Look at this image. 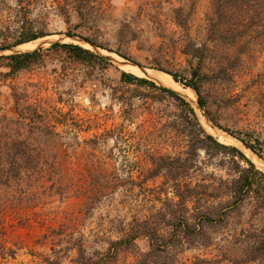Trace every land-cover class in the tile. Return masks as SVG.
Returning <instances> with one entry per match:
<instances>
[{"label":"rangeland","instance_id":"1","mask_svg":"<svg viewBox=\"0 0 264 264\" xmlns=\"http://www.w3.org/2000/svg\"><path fill=\"white\" fill-rule=\"evenodd\" d=\"M211 3L0 0V49L7 48L0 57L32 51L53 37L40 48V58L17 72L0 58V122L23 114L56 133L32 134L31 141L45 147L40 156L49 168L23 173L0 189V264H75L80 243L90 254L104 252L135 222L173 221L202 228L197 243L180 254L183 261L264 264V253L255 251L264 237V186L246 161L264 173V151L242 142L258 147L256 140L264 141V84L258 78L264 49L253 39L244 53L221 47L203 60L195 56V46L210 43ZM36 33L44 34L38 47L17 48ZM55 42L82 45L105 60L79 59L51 48ZM229 57L240 59L232 79L216 80L218 64ZM134 66L172 77L170 71L182 88L196 84L205 106L194 91V117L159 89L163 85L123 81L122 72L133 73ZM17 131L14 123L5 132L13 137ZM209 185L222 186L224 193L210 199ZM194 192L200 193L198 203L192 197L179 203L178 195ZM210 207L217 216L223 213L222 220L202 219ZM204 241L207 247L199 243ZM135 244L136 251L120 252L115 264H133L149 250L145 235Z\"/></svg>","mask_w":264,"mask_h":264},{"label":"trees","instance_id":"2","mask_svg":"<svg viewBox=\"0 0 264 264\" xmlns=\"http://www.w3.org/2000/svg\"><path fill=\"white\" fill-rule=\"evenodd\" d=\"M79 6L80 5H76L75 9L78 14L83 17L81 6ZM207 19L210 43L195 46L193 50L195 56H199L202 60L211 52L213 53L221 47L229 49L230 47H240L241 52L244 53L248 50L253 39L258 40L259 43L257 44L264 49V0H212L210 13ZM41 37H44L43 33L32 34L20 39L15 45L30 42ZM3 48H6V46ZM51 48H64L79 59L91 60L97 58L105 60L103 57L96 55L89 49H85L82 46L73 43H55ZM41 52V50H36L32 53L16 54L6 57L3 56L0 58L7 59L10 63L11 71L17 72L40 58ZM224 59L227 61L218 64L219 69L215 76L218 81L232 79L236 65L240 62V59L239 61L238 59L230 60V57ZM167 72L176 82H180L177 75L170 71ZM121 77L123 81L128 83L136 82L156 87L154 82L138 77L130 72L123 71ZM258 78L259 81H262L264 84V72L260 73ZM185 85L198 94V103L201 106H205L199 87L194 83H188ZM159 89L169 93L175 99L180 101L195 117L193 108L183 98L163 87H160ZM261 97V103L264 104V95ZM194 119L196 121V118ZM26 120L29 121L27 122ZM4 121V123L2 121L0 122V189L4 186H9L12 181L20 180L23 173L32 174L42 171L45 168H49L50 164L47 159L40 156V152L43 153L45 147L33 143L34 141H31L32 134L34 131L50 135L56 134L47 123L41 122L36 125L35 123H32V118L30 119V117L23 114L17 119H4ZM14 123L18 127V131L17 135L12 137L9 132L6 133L5 131ZM24 131L28 134L22 139L21 136ZM206 138L219 148L228 149L243 156L235 147L221 144L211 135H206ZM242 142L254 152H257V150L264 151V141H261L260 139L256 140L258 147L252 143H247L244 140H242ZM246 161L252 170L255 171V174L259 176L264 186V173L256 170L255 165L251 161ZM210 188L211 190L208 191V197L210 199H217L222 193H224L222 186L214 187L213 185H209L208 189ZM178 196L180 197L179 203L181 205H184V202L186 203L188 198L191 197L193 199L195 198V203L200 201V193L198 192L190 193L187 196ZM211 207L210 209H212ZM209 212L210 213H207V215L202 216V219L212 222L214 221V218H216V220L223 218V213L221 212L219 216H217V213L213 211V209L212 212ZM178 219L181 221L182 218ZM164 228H169L170 231H164ZM200 231H202V228L199 224L192 225L189 223H179V225H174V221L172 223L165 222L164 224L135 222L130 225L128 232H126L121 238L108 241V248L104 252L97 251L90 254L83 248L81 243L76 245L78 248V257L74 262L75 264H115L120 252L136 251L135 240L140 235H145L149 240V250L146 252H139L133 264H210L211 261H208L207 259L196 258L193 262H187L179 257L185 249L191 248L194 243H197L196 238L201 234ZM260 240H262L260 241L261 244L255 248V251L256 253L263 255L264 237ZM199 243L203 247H207L209 244L207 241ZM216 262L217 264H220V261Z\"/></svg>","mask_w":264,"mask_h":264},{"label":"bare ground","instance_id":"3","mask_svg":"<svg viewBox=\"0 0 264 264\" xmlns=\"http://www.w3.org/2000/svg\"><path fill=\"white\" fill-rule=\"evenodd\" d=\"M50 38L53 39V37H50ZM70 38L72 41H74L78 44L83 42L82 39H79L76 37H70ZM51 39L46 41L44 44H42L41 47L34 49L32 51H36L42 47L48 46L53 41V40L51 41ZM39 42H40V40H34L32 42H29V43L21 44L17 48L21 51H25L31 47H38L40 45ZM83 43H85V42H83ZM86 43L89 45L90 49H94V47L90 43H88V42H86ZM78 44H76V45H78ZM80 46H82V45H80ZM32 51H29V52H32ZM97 51H103V50L98 49ZM22 53H27V52H22ZM110 55H112V54H110ZM112 57H113V60L116 62L117 59L113 55H112ZM132 64H134V63H132ZM125 65H127V64H125ZM134 65H136V64H134ZM128 67H130V66H128ZM133 74L138 76V77L140 76V77L149 78L150 80H152L153 82H156L157 84H160V85H163L167 88H170V89H172V91L174 90V92L176 91V93L179 92L189 103L196 104V98H195L196 94H195L194 90H192L191 88L180 87L179 84L172 77H170L168 74H166L164 72L152 70V69H146V68L142 69V68H139V67L137 68L134 66Z\"/></svg>","mask_w":264,"mask_h":264},{"label":"water","instance_id":"4","mask_svg":"<svg viewBox=\"0 0 264 264\" xmlns=\"http://www.w3.org/2000/svg\"><path fill=\"white\" fill-rule=\"evenodd\" d=\"M71 37H74V36H71ZM85 41V40H84ZM86 42H88V41H86ZM55 43H57V42H55ZM55 43H52V44H55ZM88 43H90V42H88ZM91 44V43H90ZM93 47H94V49H97V47H95L93 44H91ZM5 50H7V48H3V49H0V51H5ZM38 50H40V49H38ZM90 50V49H89ZM32 52H34V51H32ZM32 52H27V53H32ZM15 54H24V53H22V52H16ZM135 64V63H134ZM137 65V64H136ZM163 87V86H162ZM163 88H165V89H168V90H171V89H169V88H166V87H163ZM172 91V90H171ZM173 93H175L176 95L178 94V93H176V92H174L173 91ZM178 96H180L179 94H178ZM181 97V96H180ZM181 98H183V97H181ZM185 99V98H184ZM186 100V99H185ZM187 101V100H186ZM188 102V101H187ZM189 103V102H188ZM197 103V102H196ZM199 104V103H198ZM222 132V131H221ZM224 133V132H223ZM224 134H226V133H224ZM226 135H228V134H226ZM228 136H230V137H232L233 138V136L230 134V135H228ZM251 151V150H250ZM254 164V163H253Z\"/></svg>","mask_w":264,"mask_h":264}]
</instances>
